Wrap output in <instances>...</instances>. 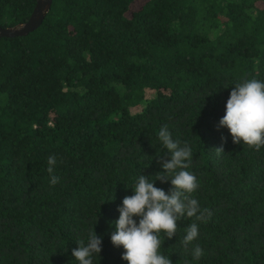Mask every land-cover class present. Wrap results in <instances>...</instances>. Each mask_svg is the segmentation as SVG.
Wrapping results in <instances>:
<instances>
[{"label":"trees","instance_id":"obj_1","mask_svg":"<svg viewBox=\"0 0 264 264\" xmlns=\"http://www.w3.org/2000/svg\"><path fill=\"white\" fill-rule=\"evenodd\" d=\"M36 1L0 0V26L28 20ZM250 79L264 80V0H52L38 28L0 37V264H77L93 230V264H126L109 221L126 186L162 171L165 125L192 148L203 219L182 218L162 251L172 264H264V146L216 127Z\"/></svg>","mask_w":264,"mask_h":264},{"label":"clouds","instance_id":"obj_2","mask_svg":"<svg viewBox=\"0 0 264 264\" xmlns=\"http://www.w3.org/2000/svg\"><path fill=\"white\" fill-rule=\"evenodd\" d=\"M216 127L226 128L234 144H246L257 150L264 146V80L250 79L234 84ZM157 138L168 153L167 159L161 162L162 171L157 172L155 179L139 174L131 186H126L131 188L132 194L122 198L117 207L118 217L109 221L114 229L109 234L110 242L123 249L121 259L126 264H172L169 255L162 251L163 240L176 235L182 218L203 219L200 204L192 195L199 182L195 174L187 171L193 156L191 146L187 143L181 146L166 125L158 130ZM56 163L54 155L48 157L47 171L53 185L59 182V177L52 174ZM156 179L169 182V190L154 186ZM198 235L197 223L187 227L182 238L185 249ZM102 242V236L93 230L86 240L76 241L77 247L72 249L71 255L77 264H93V258L102 251ZM191 254L198 261L204 251L196 244Z\"/></svg>","mask_w":264,"mask_h":264},{"label":"water","instance_id":"obj_3","mask_svg":"<svg viewBox=\"0 0 264 264\" xmlns=\"http://www.w3.org/2000/svg\"><path fill=\"white\" fill-rule=\"evenodd\" d=\"M52 0H37L28 20L11 27L0 26V37L24 36L40 26L51 8Z\"/></svg>","mask_w":264,"mask_h":264}]
</instances>
